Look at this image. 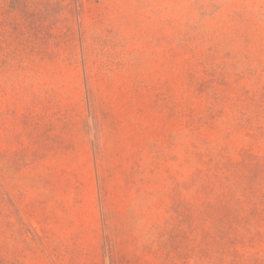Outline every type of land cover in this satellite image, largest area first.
I'll use <instances>...</instances> for the list:
<instances>
[{"label":"rangeland","instance_id":"obj_1","mask_svg":"<svg viewBox=\"0 0 264 264\" xmlns=\"http://www.w3.org/2000/svg\"><path fill=\"white\" fill-rule=\"evenodd\" d=\"M58 205L70 264H264V0H0V264Z\"/></svg>","mask_w":264,"mask_h":264},{"label":"crops","instance_id":"obj_2","mask_svg":"<svg viewBox=\"0 0 264 264\" xmlns=\"http://www.w3.org/2000/svg\"><path fill=\"white\" fill-rule=\"evenodd\" d=\"M46 210L48 218L41 223H34L37 226L34 231L41 237L47 258L52 264H70L75 259L90 258L91 240L89 238L86 241L83 237L84 233L73 219L69 207L58 205ZM20 236H23L22 231ZM20 243H23L22 239Z\"/></svg>","mask_w":264,"mask_h":264}]
</instances>
